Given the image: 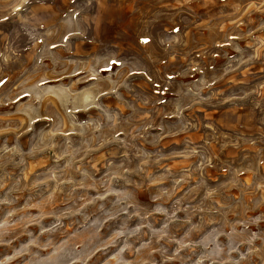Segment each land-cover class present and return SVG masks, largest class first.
I'll use <instances>...</instances> for the list:
<instances>
[{"label": "rangeland", "instance_id": "374dc122", "mask_svg": "<svg viewBox=\"0 0 264 264\" xmlns=\"http://www.w3.org/2000/svg\"><path fill=\"white\" fill-rule=\"evenodd\" d=\"M0 264H264V0H0Z\"/></svg>", "mask_w": 264, "mask_h": 264}, {"label": "snow or ice", "instance_id": "6c2138e0", "mask_svg": "<svg viewBox=\"0 0 264 264\" xmlns=\"http://www.w3.org/2000/svg\"><path fill=\"white\" fill-rule=\"evenodd\" d=\"M143 43H147L148 41L147 40H144V41H142Z\"/></svg>", "mask_w": 264, "mask_h": 264}]
</instances>
